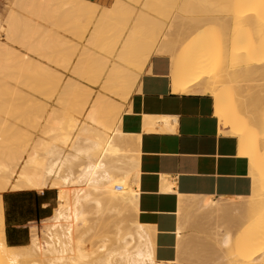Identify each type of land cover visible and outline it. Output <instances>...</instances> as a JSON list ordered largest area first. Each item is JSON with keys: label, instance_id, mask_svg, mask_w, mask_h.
<instances>
[{"label": "bare ground", "instance_id": "bare-ground-1", "mask_svg": "<svg viewBox=\"0 0 264 264\" xmlns=\"http://www.w3.org/2000/svg\"><path fill=\"white\" fill-rule=\"evenodd\" d=\"M167 1L169 0L152 1L150 10L152 14L138 12L136 27L129 23L133 7L131 9L132 5L125 0H114L108 7L90 0L16 1L17 9L24 14L11 10L5 25L0 28L5 34V37L3 36L5 41H0V76H3V71L9 70L11 75L8 76L11 78L10 72L16 69L15 72H19L24 79V83L18 81L21 87L25 84L26 87L23 88H27L29 82L32 91L35 89L37 93L46 91V95L54 91V87L49 91L45 88H51L48 86L50 82L59 83L64 75L61 77L62 74L59 73L60 75L57 76L51 65L67 68L74 58L73 53L76 52V46L72 50L71 41L63 37L71 48L68 50L72 51L65 53L64 50L63 54L58 52L59 55L55 52L62 45L67 49L65 41L58 38V33L52 29V27L57 28L61 22L59 25L66 29L64 30L66 34L69 31L68 35L76 36L75 39L79 38L78 40L85 42L72 64L70 74L73 72L74 76L84 77L88 83L100 85L102 92L92 96V90L87 85L73 78L67 79L56 104L60 102L66 107L70 105L68 106L72 108V110L68 108L70 113L75 116L77 123H81V126L77 127L74 124L70 126L73 130L65 133L64 122L57 120L48 130L51 132L48 139H42L38 145L33 146L32 152L17 158L13 166L0 163V264L170 263L156 261L151 229L138 222L136 218L138 191L135 186L139 169L137 168L139 152L137 145L134 146L135 140L128 139L119 128L123 106H119L116 100L107 95L111 93L126 102L140 72L153 54H167L172 57L171 78L174 91L180 93L202 91L213 96L214 114L220 123V133L237 138L238 155L245 156L249 160V176L252 184L258 181L260 174L264 184V103H262L264 101V0H186V3L184 0L183 3L187 7V11L183 10L185 15L199 13L202 8L212 10L210 16L191 18V22L190 18L183 20L181 17V20L180 16L175 14L173 22H178L176 18L183 23L185 21L184 25L187 28L185 32L180 27L172 30L170 26L166 31L164 29L166 26L161 25L169 19L165 5L169 3L170 6L176 2L174 0L172 4L171 0ZM130 2L133 3L132 0ZM183 3H181L182 7ZM190 5L196 6V9L200 7L201 10L198 8L194 11L195 7L189 8ZM170 8L173 9L172 6ZM170 8L168 14L173 11ZM182 9L178 11L182 12ZM188 9H192V12ZM207 10L206 13L205 11L200 13L207 14L210 12ZM59 17L62 21L57 23L58 21L54 20L57 21L55 24L53 19ZM40 20L43 21L42 23L50 22V27L41 25ZM29 23H34V26L30 27ZM158 23H161L159 29H155ZM32 28L38 30L35 35L37 39L35 37L34 43H29L27 38ZM208 30L213 32L215 30L214 34L217 37L214 40L218 43V48L215 47L216 43L213 40L211 42L215 43L212 47L217 49L216 52L212 51L211 43L208 41ZM57 42L60 46H57ZM63 42L64 44L61 45L60 43ZM10 44L24 47L28 52L38 56L39 60L28 54L19 55L16 48ZM222 56L226 62L227 57L230 58L229 67L236 62L233 66L239 64V67L233 69L227 68L226 65V67H217L212 59L215 58L216 61L218 57V61ZM246 71L256 73L254 78H250L253 80L250 81L252 84L247 82L248 79L246 81L250 84L246 86L248 90L244 89ZM257 77L260 79L259 82H262L256 81L258 86L254 81L258 80ZM17 80L12 81L17 83ZM226 81L230 82L228 86L224 85ZM11 88L12 90L8 89L7 92L9 96L15 91L14 87ZM18 91L20 92L17 89L14 96L17 97ZM23 93L20 95L21 98L18 96V100L11 96L12 102L5 101V98L3 103L0 100V104L7 102L24 104L25 99L30 96L27 97V94L25 96ZM68 95H73L72 104ZM8 97L7 99L10 98ZM38 104L43 102L39 101ZM0 120V125H4V122L2 123L4 118ZM6 122L4 132H9L12 127L16 129H13L11 134L21 129L15 123L11 127L12 122L8 124ZM6 142L7 138H3L0 134V150L5 148ZM261 147H263L262 158L257 159L256 153ZM117 185H120L121 189L118 190ZM44 189L57 190V205L53 213L42 220L44 224L42 240L40 241L36 230H30L26 245L9 246L5 240L2 194L6 191L42 192ZM200 197L202 198L193 196L182 200L180 211L186 207L194 210L212 207L214 211L223 214L228 212V204L212 200L211 197ZM239 199L234 202L233 207L238 215L260 216L256 217L257 224L247 221L244 223L245 227L252 229L249 228L247 235L244 233L245 237L236 238L235 247L239 249L238 253H235L238 256L236 259L234 257L231 264H252V262L264 264V220L261 221L264 218L262 217L264 193L262 195L256 193L247 200ZM127 215L132 219L128 221L130 224H124L127 222ZM195 217L194 215L191 219L195 220ZM102 225L107 226V235L101 236L100 244L95 245V248L87 249L86 241L97 230H102ZM181 230L180 226L177 231L179 235ZM229 241V234L226 233L223 244ZM190 246L187 248L191 249ZM261 254H263L262 258H259Z\"/></svg>", "mask_w": 264, "mask_h": 264}, {"label": "crops", "instance_id": "crops-1", "mask_svg": "<svg viewBox=\"0 0 264 264\" xmlns=\"http://www.w3.org/2000/svg\"><path fill=\"white\" fill-rule=\"evenodd\" d=\"M90 1L109 6L114 0ZM171 65L170 55L150 57L123 103L119 128L135 140L139 152L136 218L151 229L156 261L176 264L182 253L195 255L194 242L179 251L183 237L182 232L177 233L180 202L193 196L212 200L245 197L252 190V180L248 158L238 155L237 138L220 133L213 96L202 91H174ZM12 193L23 196L19 206L23 213H13L9 222L4 211L5 240L9 246L19 247L29 241L28 225L50 216L54 198L50 190ZM9 228L14 238H10ZM203 247L208 246L203 243Z\"/></svg>", "mask_w": 264, "mask_h": 264}, {"label": "rangeland", "instance_id": "rangeland-1", "mask_svg": "<svg viewBox=\"0 0 264 264\" xmlns=\"http://www.w3.org/2000/svg\"><path fill=\"white\" fill-rule=\"evenodd\" d=\"M16 1L17 0H0V28H1L2 25H5V21L7 19V16L9 15L11 10L13 11V9H14L17 12H20V13L24 14V12H21V10L19 11V9H17L16 5H17L18 2L16 3ZM38 1H41V0H38ZM125 1L132 5L131 9L133 7V11L131 12V18H130V22L129 23L132 24L135 27L137 26V23H138L137 22L138 15H139L138 12H145V13H148V14H152V12H150V10H151L152 1H154V0H151V1L150 0H148V1L147 0H140V1L138 0L139 4H138V2H136L137 0H132L133 3L130 2V0L129 1L125 0ZM169 1H167V2H169ZM183 1L184 0H176V2H177L176 3L174 0H171L172 4H173V2H175V4H173L175 6H173V5L169 6V3L166 2L167 5H165V12H166V15L169 16L168 17L169 19L165 20V22H162V24L158 23V26H156L155 29H159V26L161 24L163 27L166 26L164 28L166 31L169 28L168 26H170V28H173L172 30H176L177 28L179 29V27H180V29H182V31L185 32L187 30L186 25H184L185 21L183 23L178 18H176L178 22H173L175 20V18H174L175 14L179 15L180 16L179 18L181 20H182V18H183V20H184V18H190V22L192 21L191 18L195 19V18H201V17H204V16H210V13H211L212 10H207L206 9L208 12L209 11L210 12L207 13V14H201V13H203V11H205V13H206V10H203V8L201 10L200 7H197V9L199 8L201 10V11H199V13L201 12L200 15H196V14H199V13H196V12H194L195 14H193V15H190V14L189 15H187V14L185 15L183 10L186 9V11H187V7H186V5H184V3H186V0H185L184 3H183ZM144 3L146 4L147 7L145 6ZM181 3H183L182 4V5H184L183 7L181 6ZM166 6L168 8H170L171 6L173 7V9L170 8V9L173 10V11L171 10L172 12H170L171 15L168 14L169 12H167L168 8H166ZM179 6H181V7H179ZM187 6H189V5H187ZM190 6L191 7H189V8L195 7L194 9H196V6H193V7H192V5H190ZM104 7H108V6H104ZM181 8H183L182 12L178 11V9H181ZM197 9L194 10V11H197ZM189 11L192 12V9H190ZM186 13H188V12H186ZM60 18L61 17L54 18L53 21L54 20L58 21V22L54 21V23L55 22L59 23V21H62V19H60ZM172 18H173V20H172ZM171 20H172V24H170ZM39 22L44 27H50V25H49L50 22H48V23L44 22L46 24L42 23L43 22L42 20H40ZM176 23H179L178 24L179 26ZM186 23H187V21H186ZM31 24H30V27H33L34 23H31ZM59 24H58L57 28L55 26H54L55 28L52 27V29L54 31H56V33H58V35H59L58 38H60V39L64 38L67 41L69 40V42L71 41L70 45L72 47V50L74 49V46H76L77 49L75 48L76 52L73 53V55L74 54L75 55H74V58L72 57L73 59L71 60L70 65L67 67L68 69L65 68L67 70H65L64 67H62V66L61 67H62L63 70L61 69V67L54 66V64L51 65L53 67L54 71L56 72L55 74L57 76H58L59 73L62 74L61 77L64 75L62 80H60L59 83H57L55 81V83L53 84V82H54L53 81V82H50L51 85H50V83L48 85L47 84L48 81L45 82L46 86L48 85V86L51 87V88L46 87L45 89H48V91H49V90H51L54 87L55 88V89L53 88L54 91H50L51 93L48 92L49 94H46V95H45V93H47L46 91H44V93L42 92L40 94V93H37L38 91L36 92L35 89H33L35 91L34 92V91H32L31 85L28 84L29 82H27V85H28L27 88H23L25 86V84H24V86L22 84L23 87H21L20 83H21V81L24 83V79L22 78L23 76H21L19 74V72L18 73H17V71L15 72L16 69L12 70V71L10 69V71H11L10 73H12V77L11 78H10V76H8V75H11V74H9V70L8 71H3L2 72L3 76L2 77L0 76V79L2 80V83H1V80H0V100H1V102L4 101L5 98H6L5 101H10L11 100V102H12L13 98H11V96L18 100L20 95L23 92L25 93V94L23 93L25 96H26V94H27V97H28V95L30 96L29 98L25 99L26 101H24V104L21 102L22 101L21 99L19 101V102H21L20 104L19 103L18 104H10V102H9V104H8V102H7V104L6 103L5 104H0V119L4 118V121H2V123L4 122V125H5V121H7L6 122L7 124H8V122H12L11 123V127H12V124L15 123V125H17V126H19V128H21V129H17L15 133L11 134V132L14 131L13 129H16V127H12L10 129V125H8V127H9L8 129H10V131L6 128L9 132H4V131H6L4 127H6L7 125L6 126H4L2 124L0 125V134H1V136L3 138H5V137L7 138V142H6L5 148L1 149V150H3L2 152L0 150V163H4L5 165H8V166H13L14 163L16 162L17 158H20L21 156H24V155L29 154L30 152H32L33 146L38 145L41 142L42 139H44V140L48 139V137L51 134V132L48 131V130L50 129V127L53 126L54 122L57 121V120H62L64 122L65 130L63 132H65V133L71 132L73 129L70 126H72L74 124L77 125V127L81 126V123L80 122L77 123L75 121V116L70 113V111L68 109V108H70V107H68L70 105H68L66 107L65 105H62V103H60V102H59V104H56L57 103L56 101L58 100L57 97H58V95L60 96L59 93H61V90L63 89L64 83H65V81L67 79L73 78V79L78 80L82 84L87 85L92 90L91 91L92 92V96H95L98 92H102V90H101L102 88H100V85H93L91 83H88L87 80L84 77H81V76H78V75H77L78 77L74 76L73 72H72V74H70L71 71H72L71 70L72 69V64L76 60V58H77V56H78V54H79V52L81 50V47H82V45L85 44V42L82 41V40H78L79 38L75 39L76 36H74L73 34L72 35L74 37H71V34L68 35L69 31H67V34H66V32L64 31L66 29L62 28L63 26H60ZM180 24H182V25H180ZM34 30L36 32H34ZM211 31L207 32V35H208V38H209L208 41L211 43L210 45H211L212 51L216 52L217 51L216 48H218L217 47L218 43H216L214 39L217 36L214 34L215 30H214V32L213 31L211 32ZM31 32H30V36L27 38V40H29V43L30 42L34 43L35 37H36L35 35L38 33V30L36 28H32ZM3 33L4 32L1 31V29H0V41H5V38H4L5 34H3ZM33 39H34V41H33ZM36 39H37V37H36ZM212 40H213V42L216 43V44L214 43L216 45L215 46L216 48L214 46L212 47V44H213L211 42ZM67 41H65V45H66L67 49H65L63 47V45H62V44H64V42L60 43L62 46L58 47V49H56L55 52H57V54H58V52H59V54H63L64 50H65V53H69V52L72 51V50L70 51L71 48L67 45L68 44ZM72 43H75V45H73ZM10 45L12 47L16 48L17 53H20L19 55L28 54L29 56H31L33 58H37L39 60L38 56H36L35 54H33L31 52H28L24 47L19 46L17 44L16 45L15 44L14 45L10 44ZM78 45H79V47H78ZM57 46H60L58 42H57ZM57 46H56V48H57ZM89 47H90V45H89ZM21 48H24V49H21ZM68 48H70V49L68 50ZM59 50H62V51H59ZM222 57H223V59H222ZM222 57H220L221 59L218 60V61H217L218 57H217L216 61H215V58L212 59V61L216 62V65H218L217 67H219V66H223L224 67L225 65L229 69L230 68L233 69L235 67H239V64L236 65V66H233L237 62L234 63L231 67H229L231 65L230 61H229L230 58L227 57L228 60L226 62V60L224 59V56H222ZM213 64L215 65V63H213ZM55 65H58V64H55ZM141 72H140V74H141ZM244 73H245V79H246V80L244 79L245 80L244 83H246V81L248 79L247 82L252 84L250 81H253V80H250V78L251 79L254 78L253 76L256 75V73L253 74L251 71H246ZM5 78L6 79L8 78V80H6ZM79 78H81V79H79ZM9 79H11V80H9ZM17 79H19V80H17ZM257 79H258V77H257ZM262 79H263V77L261 78V81H262ZM12 80H17V83H15L16 81L13 82ZM254 81H255V85H256L257 82L258 83H262V82H259L260 79H258V80L255 79ZM263 82H264V79H263ZM18 83H19V85H18ZM45 83H43V84H45ZM258 83H257V86H258ZM43 84H42V87H43ZM229 84H230V82L226 81L224 85L228 86ZM250 84L246 83V85L244 86V89L248 90V87L246 88V86L250 85ZM8 86H9V88H8ZM11 87H14L15 91L13 93H10V96H9L8 95L9 93L7 94V92H9V90H12ZM30 88H31V91H29ZM40 88H41V86H40ZM17 89L20 90V92L18 91L19 93H18V95L16 97L14 95L17 93L16 92ZM2 93H4V94H2ZM37 94H39V95H37ZM107 95L110 96L111 98H113L114 100H116L119 103L118 104L119 106H121V105L123 106V103L125 102V100L117 98L118 96L115 97L114 95H111V93H107ZM43 96H44V98H43ZM71 96L73 97V95H68V98L70 97L69 100H71L70 104H72V101H73V98H71ZM7 97L9 99H7ZM63 97H65V96H63ZM32 98L33 99L35 98V100L37 102H35V100H33ZM29 99L33 100V103L30 100L31 104H29L30 103V101L28 102ZM39 101H40V103L43 102V104H38ZM262 101L260 100V102H262ZM13 102H14V100H13ZM27 102H28V104H26ZM262 103H264V101ZM66 104H67V101H66ZM70 109L72 110V108H70ZM10 118H12L13 120L10 119ZM31 119L32 120L34 119L33 122H32ZM0 123H1V120H0ZM2 127L4 128V130H3ZM56 133L58 134L59 132H56ZM262 152H263V147H261V149L258 151V153H256V158L257 159H261L262 158ZM262 178L263 177H262L261 174L258 175V181L255 184H252V190H251L250 194L248 196L238 197V198H240L241 200H247V199H250L256 193H260L262 195L264 193V184H263V179ZM44 190H50L51 197L54 198V200H52V202H51V210H50V214H49V215H51L53 213V209L57 205V190L56 189H44ZM34 192L38 193L39 191H34ZM4 193L6 194L5 195V201L6 202H4V211H5V213L8 214V220H9V222H11L13 220V213L16 214L17 216H20L23 213V209H20V207H19V206H21L23 196H14L11 191H6ZM238 198L214 199V200H216V201H218L220 203L224 202V203L228 204V212L226 214H223L222 212L214 211L212 207H201L200 209L198 208L196 210L187 207L188 209H183L181 212H179L180 226L181 227L183 226V228H182L183 230H181V232L183 233V237L181 238V242H180V245H179V251H181V253H182V251L186 248V246L188 244H192V242L194 241L192 246L195 248V255H193L191 257H188L185 253H182L176 259V264H223V263L224 264H231V262L234 259V257H235V259L237 258V256H238L237 253H238V249L239 248L235 247L236 243H237V241H235V240H237L239 237H245V234L247 235V233H248L247 231H249V228H250V227H248V228L245 227L244 223L246 221H247V223H254L255 220L257 219L256 217L260 216V215H258V216L257 215H248V216L244 217V216L238 215L237 212L233 208L234 205H235L234 202L235 201L237 202ZM191 215H193V216H191ZM194 215L196 216L195 217L196 219L192 220L191 217L193 218ZM262 217H264V213H262ZM130 219H131V217L128 216L126 218L127 222L126 223L124 222V224H128L132 220V219L131 220ZM190 219L192 220V222H191ZM231 220H233V222H231ZM263 220H264V218L261 221H263ZM193 221L194 222L197 221V223H194ZM261 221H259V223ZM257 223L255 222L254 224H257ZM43 225L44 224H43L42 220L38 221L37 223H32V224L28 225V226H30V230H32V231L36 230V232L39 235L40 241L43 238V233H42L43 232ZM191 225H196L199 228H195V227H193ZM180 226H179V228H180ZM100 229H101V227H100ZM250 229H252V228H250ZM102 230H100V231L97 230L96 233H94L91 236V238H89L86 241L85 246H86L87 249H90V247L95 248V245L97 246V245L100 244L99 240H100L101 236H103L105 234L107 235V233H108L107 226L102 225ZM181 232H180V234H181ZM226 233L229 234V240L230 241L227 244H223V239H224V236H225ZM9 236H10V238H14V235L12 233V229L11 228H9ZM234 242H236V243H234ZM203 243H206L208 247H203ZM26 244H24V245H26ZM108 245L110 246V244H108ZM235 252H237V253H235ZM227 255H228V257H227ZM262 255L263 254H261L260 255L261 257H259V258H262ZM252 264H253V262H252Z\"/></svg>", "mask_w": 264, "mask_h": 264}, {"label": "built area", "instance_id": "built-area-1", "mask_svg": "<svg viewBox=\"0 0 264 264\" xmlns=\"http://www.w3.org/2000/svg\"><path fill=\"white\" fill-rule=\"evenodd\" d=\"M116 188L119 190V189H121V186L120 185H117Z\"/></svg>", "mask_w": 264, "mask_h": 264}]
</instances>
